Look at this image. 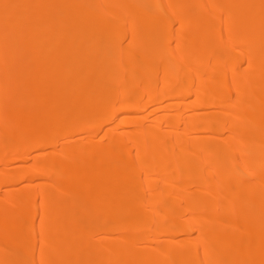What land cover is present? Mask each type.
I'll return each instance as SVG.
<instances>
[{
    "label": "bare ground",
    "instance_id": "1",
    "mask_svg": "<svg viewBox=\"0 0 264 264\" xmlns=\"http://www.w3.org/2000/svg\"><path fill=\"white\" fill-rule=\"evenodd\" d=\"M0 264H264V0H0Z\"/></svg>",
    "mask_w": 264,
    "mask_h": 264
}]
</instances>
